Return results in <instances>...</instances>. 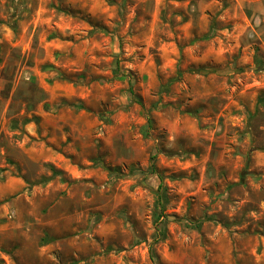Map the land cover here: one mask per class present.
<instances>
[{"label":"rangeland","instance_id":"374dc122","mask_svg":"<svg viewBox=\"0 0 264 264\" xmlns=\"http://www.w3.org/2000/svg\"><path fill=\"white\" fill-rule=\"evenodd\" d=\"M0 264H264V0H0Z\"/></svg>","mask_w":264,"mask_h":264}]
</instances>
